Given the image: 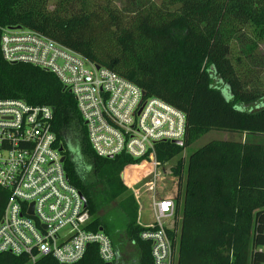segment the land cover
I'll return each instance as SVG.
<instances>
[{
  "label": "trees",
  "instance_id": "16d2710c",
  "mask_svg": "<svg viewBox=\"0 0 264 264\" xmlns=\"http://www.w3.org/2000/svg\"><path fill=\"white\" fill-rule=\"evenodd\" d=\"M50 2L0 0V37L5 26L39 31L182 111L184 144L157 143L161 165L211 130L264 135V91L251 90L244 82L249 74L240 78L232 58V43L244 29L264 42V0H55L53 9ZM5 98L54 108L64 168L86 200L92 229L112 240L99 214L102 186L124 216L126 238L138 247L140 264H152L151 244L140 238L138 203L121 177L140 159L98 156L73 95L58 78L31 64L7 62L0 50V99ZM249 104L260 107L251 110ZM148 169L128 167L124 177L132 183ZM171 169L179 185L184 178L176 199L177 264H264V144L214 139ZM8 198L0 188V218ZM0 264L32 263L0 253ZM36 264L60 263L46 256ZM75 264L106 263L93 245Z\"/></svg>",
  "mask_w": 264,
  "mask_h": 264
},
{
  "label": "built area",
  "instance_id": "2783aa9c",
  "mask_svg": "<svg viewBox=\"0 0 264 264\" xmlns=\"http://www.w3.org/2000/svg\"><path fill=\"white\" fill-rule=\"evenodd\" d=\"M1 32L4 60L51 72L73 95L98 156L126 154L140 159L126 168L149 166L131 184L151 177L133 188L138 224L144 228L140 238L151 244L152 264H177L181 220L176 214L177 194L168 196L161 189L168 179L178 177L163 173L166 165L158 162L155 145L183 140L185 114L39 31L5 26ZM53 121L50 105L0 99V188L9 192L0 218V253L26 256L32 264L46 256L60 264H75L94 245L110 264L116 250L104 231L92 229L86 200L69 181L61 161ZM143 212L153 222L142 225Z\"/></svg>",
  "mask_w": 264,
  "mask_h": 264
},
{
  "label": "rangeland",
  "instance_id": "374dc122",
  "mask_svg": "<svg viewBox=\"0 0 264 264\" xmlns=\"http://www.w3.org/2000/svg\"><path fill=\"white\" fill-rule=\"evenodd\" d=\"M54 3L55 0H51V9L54 8ZM232 58H234L233 64L235 65L240 78L245 79V75L249 74L248 81L246 80L244 82L247 84L250 82L249 86L252 88L251 90L258 89L260 92L264 91V42H260L255 39L251 28L244 29L235 37L232 43ZM237 58L238 62L236 61ZM239 59L241 61H239ZM248 68H250V70ZM246 107L250 108L251 110H256L260 106H257L256 104H249L246 105ZM214 139L264 144V135L211 130L205 133L190 147L185 149L180 156L168 162L166 166L163 167V173L169 176H174L172 174L171 168L176 165L179 159L183 158L184 160H187L190 153ZM74 154L78 156L77 152H74ZM145 173L143 172L141 176H143ZM132 176L133 172L131 171L128 179H130ZM124 178L125 184L133 191V188L140 186V184L143 182L149 181L151 177L143 179V181L139 182V185L136 186H132L131 184H133V182L131 183L130 181L126 180V177ZM139 178L140 177L138 176L136 180H139ZM178 182L179 181L176 178L174 179L171 177V179H168L167 186L161 190H163L166 195L175 197L178 193V190L181 192L183 191L184 178L181 185H179L180 182ZM97 190H100L98 194L99 202L101 204L99 214L104 220L108 221L112 242L120 247L122 261H124L126 264H135L136 261L134 255L137 253L136 246L131 244L126 238L124 216L122 215L117 203L106 198L104 188L102 186H98ZM148 214V212H143L140 215V222L142 225L153 222L151 216H148Z\"/></svg>",
  "mask_w": 264,
  "mask_h": 264
},
{
  "label": "crops",
  "instance_id": "0c3cea01",
  "mask_svg": "<svg viewBox=\"0 0 264 264\" xmlns=\"http://www.w3.org/2000/svg\"><path fill=\"white\" fill-rule=\"evenodd\" d=\"M130 242V241H129ZM113 243V245H114V248H115V250H116V262L118 263V264H126L124 261H122V256H121V252H120V247L119 246H117L114 242H112ZM131 243V242H130ZM131 244H133L134 246H136L134 243H131ZM136 251H137V253L134 255V258H135V261H136V263L135 264H140V251H139V249H138V247L136 246Z\"/></svg>",
  "mask_w": 264,
  "mask_h": 264
},
{
  "label": "water",
  "instance_id": "95a60500",
  "mask_svg": "<svg viewBox=\"0 0 264 264\" xmlns=\"http://www.w3.org/2000/svg\"><path fill=\"white\" fill-rule=\"evenodd\" d=\"M173 143H175V144H177V145H180V146H183L184 141H183V140H176V141H173ZM60 151H62V149H60ZM61 161H62V162L65 161V156H62ZM121 177L123 178V173L121 174ZM82 196H83V194H82ZM83 197H84V196H83ZM106 264H109V263H106Z\"/></svg>",
  "mask_w": 264,
  "mask_h": 264
}]
</instances>
